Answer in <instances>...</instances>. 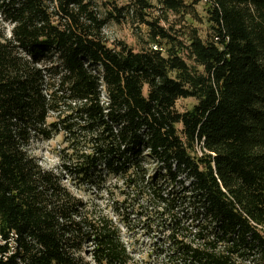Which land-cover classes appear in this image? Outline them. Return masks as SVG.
<instances>
[{"label":"trees","instance_id":"16d2710c","mask_svg":"<svg viewBox=\"0 0 264 264\" xmlns=\"http://www.w3.org/2000/svg\"><path fill=\"white\" fill-rule=\"evenodd\" d=\"M155 1L103 17L94 0H0V264H90L88 244L94 264H131L120 226L65 183L113 195L111 179L121 225L144 219L174 264H264V0ZM127 16L147 27L139 51L105 34ZM58 136L45 169L30 149Z\"/></svg>","mask_w":264,"mask_h":264},{"label":"rangeland","instance_id":"374dc122","mask_svg":"<svg viewBox=\"0 0 264 264\" xmlns=\"http://www.w3.org/2000/svg\"><path fill=\"white\" fill-rule=\"evenodd\" d=\"M100 9V12L103 17L106 16V11L108 1H115L118 7H124L127 5L129 0H94ZM154 4L157 2L155 0ZM111 8V7H109ZM197 10L200 16L203 18V23L199 20H196L192 26L199 29L200 34L203 39H206L209 33V27L205 23V13H204V4L200 3L197 5ZM157 13H153L152 18H156ZM170 21L180 20L178 17L170 16ZM186 25L190 26L187 21L184 22ZM183 23V24H184ZM10 27L5 25L0 17V33L2 31L9 32ZM105 34L109 39L110 43L114 42H125L127 45L134 48L136 51L141 50L148 42L147 36V27L145 25H139L134 18L131 16H127L126 19H123L121 22L110 21L105 27ZM196 104L194 99H186L180 100L177 103V109L180 112H185L191 109ZM63 137L58 136L52 141H42L35 140L32 148L30 149V153L34 155L39 164L45 169H58V166L61 162L60 153L63 152L64 149ZM145 165L147 168L155 167L154 162L145 161ZM66 185L72 190V192L80 198L85 204V212L86 216L89 220L94 222L99 227L108 226L112 228L113 222L114 226H120L121 234L123 240L128 244L129 251L134 258L131 264H174L172 260L168 257V240L163 236V234L158 233L153 236L146 235L144 231V219L141 217L138 219H134L135 221L131 223L129 229H126L119 222V218L116 216V210L120 209L126 212L127 205H122L125 198H129L126 195H121L119 190H124V188H119L122 186L120 183H117L115 179L110 180V184H112L113 195H100L96 192V190H89L86 187L77 189L71 182H66ZM127 202V201H126ZM118 208H117V207ZM184 210L192 212L193 207L187 201L184 206ZM134 218V216L132 215ZM90 244L87 245L83 254L84 258L90 264H94L91 261V257L89 255ZM161 247H164V251L162 254L159 252ZM249 264V263H244Z\"/></svg>","mask_w":264,"mask_h":264},{"label":"built area","instance_id":"2783aa9c","mask_svg":"<svg viewBox=\"0 0 264 264\" xmlns=\"http://www.w3.org/2000/svg\"><path fill=\"white\" fill-rule=\"evenodd\" d=\"M198 151V153H200L201 154V152H200V150L198 149L197 150ZM3 239H2V237L0 236V244H4V241H2Z\"/></svg>","mask_w":264,"mask_h":264}]
</instances>
